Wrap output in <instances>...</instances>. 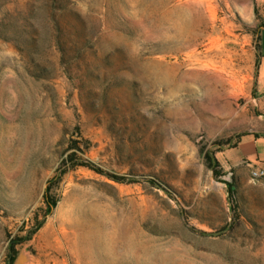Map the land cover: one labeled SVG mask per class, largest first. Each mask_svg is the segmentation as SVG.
Here are the masks:
<instances>
[{"label":"rangeland","instance_id":"rangeland-1","mask_svg":"<svg viewBox=\"0 0 264 264\" xmlns=\"http://www.w3.org/2000/svg\"><path fill=\"white\" fill-rule=\"evenodd\" d=\"M176 3L0 0V264H264V0Z\"/></svg>","mask_w":264,"mask_h":264},{"label":"bare ground","instance_id":"bare-ground-1","mask_svg":"<svg viewBox=\"0 0 264 264\" xmlns=\"http://www.w3.org/2000/svg\"><path fill=\"white\" fill-rule=\"evenodd\" d=\"M168 2L173 0H167ZM177 3L174 5L173 9L169 10V17L173 21V25L175 26V30L178 35L186 36V42L191 43L197 34L195 31V25L199 24L202 21L203 17L198 11L197 15L194 14L196 8H194V4L189 3V0H186V4L183 0H174ZM133 244V248H134ZM104 260L107 261V257H104Z\"/></svg>","mask_w":264,"mask_h":264},{"label":"crops","instance_id":"crops-1","mask_svg":"<svg viewBox=\"0 0 264 264\" xmlns=\"http://www.w3.org/2000/svg\"><path fill=\"white\" fill-rule=\"evenodd\" d=\"M263 32V31H262ZM262 47V41H261ZM264 58V55H263ZM259 117L264 119V92L260 99V113ZM264 121V120H263ZM233 152L234 163H240L244 157L254 160L250 165L264 166V138L255 137L253 133L245 135Z\"/></svg>","mask_w":264,"mask_h":264},{"label":"built area","instance_id":"built-area-1","mask_svg":"<svg viewBox=\"0 0 264 264\" xmlns=\"http://www.w3.org/2000/svg\"><path fill=\"white\" fill-rule=\"evenodd\" d=\"M251 174L253 178H261L264 177V166H251Z\"/></svg>","mask_w":264,"mask_h":264},{"label":"trees","instance_id":"trees-1","mask_svg":"<svg viewBox=\"0 0 264 264\" xmlns=\"http://www.w3.org/2000/svg\"><path fill=\"white\" fill-rule=\"evenodd\" d=\"M219 171H220V170H216V168H215V173H216L217 175H219ZM11 259H13V257H12Z\"/></svg>","mask_w":264,"mask_h":264}]
</instances>
